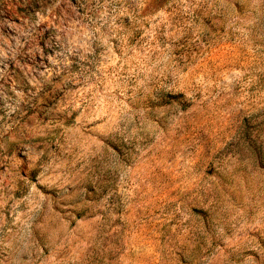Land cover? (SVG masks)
<instances>
[{
	"label": "rangeland",
	"instance_id": "rangeland-1",
	"mask_svg": "<svg viewBox=\"0 0 264 264\" xmlns=\"http://www.w3.org/2000/svg\"><path fill=\"white\" fill-rule=\"evenodd\" d=\"M0 264H264V0H0Z\"/></svg>",
	"mask_w": 264,
	"mask_h": 264
}]
</instances>
